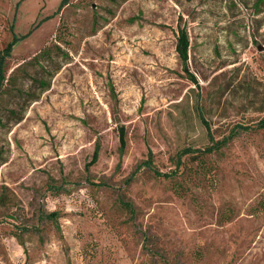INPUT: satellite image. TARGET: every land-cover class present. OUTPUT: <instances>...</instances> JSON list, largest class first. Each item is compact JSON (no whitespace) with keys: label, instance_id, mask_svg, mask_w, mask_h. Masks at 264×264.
<instances>
[{"label":"rangeland","instance_id":"374dc122","mask_svg":"<svg viewBox=\"0 0 264 264\" xmlns=\"http://www.w3.org/2000/svg\"><path fill=\"white\" fill-rule=\"evenodd\" d=\"M62 2L0 0V264H264V0Z\"/></svg>","mask_w":264,"mask_h":264},{"label":"trees","instance_id":"16d2710c","mask_svg":"<svg viewBox=\"0 0 264 264\" xmlns=\"http://www.w3.org/2000/svg\"><path fill=\"white\" fill-rule=\"evenodd\" d=\"M67 2H68V0H63V2L61 4V8L65 4H67ZM10 31L12 32L11 39L6 43V45L0 51V90L2 89L3 83L5 81V72H4L5 71L4 70L5 60L7 57H9L10 52H11L12 47L15 44V42L19 39L13 33V25L12 24L10 25ZM188 45H189V41H188L187 34L185 32H181L180 35L178 36V39H177L176 49H177L178 55H179L182 62H185L187 60ZM198 116H199L201 123L203 124V126L207 130L209 139L213 143L211 145L206 146L204 149H198V148L193 149L191 147H185L181 150L180 154H188L189 156L193 157V159H195V160L200 159L206 153H210V152L218 149L219 148L218 146L221 145V141H218V140L214 141L212 135L210 134V127L208 125V122L204 118L201 109H198ZM118 140H119L120 146L124 147L125 146V131H124L123 126H120L118 129ZM97 158H98V147L96 146L94 151H93L92 159L90 162L94 163L97 160ZM145 164L148 167H151L150 160H147L145 162ZM154 172L159 175V173H158L159 171L154 170ZM162 175L164 176V174H162Z\"/></svg>","mask_w":264,"mask_h":264}]
</instances>
